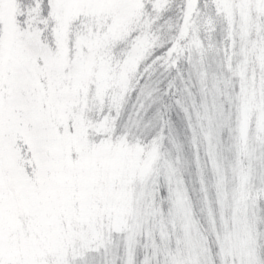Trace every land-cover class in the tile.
<instances>
[{"label": "snow or ice", "instance_id": "obj_1", "mask_svg": "<svg viewBox=\"0 0 264 264\" xmlns=\"http://www.w3.org/2000/svg\"><path fill=\"white\" fill-rule=\"evenodd\" d=\"M169 3L0 0V264H91L93 253L115 264L114 236L124 238V264H135L141 236L152 249L142 264H264L256 214L264 200V0H213L239 89L230 169L217 160L204 114L216 177L215 207L202 189L211 236L168 162L171 208L163 209L161 138H134L119 123L154 67L173 68L193 50L204 55L199 25L211 31L213 20H201L200 0H186L176 34L161 44L156 25Z\"/></svg>", "mask_w": 264, "mask_h": 264}, {"label": "rangeland", "instance_id": "obj_2", "mask_svg": "<svg viewBox=\"0 0 264 264\" xmlns=\"http://www.w3.org/2000/svg\"><path fill=\"white\" fill-rule=\"evenodd\" d=\"M185 3L186 0H170L169 7L161 14L156 27L161 35L162 45L166 46L176 34ZM200 9L201 20L209 17L213 20L211 31L202 23L199 25V36L205 44L204 55L201 56L193 50L189 55L182 56L173 68L169 69L163 65L154 67L141 81V87L134 88L128 95L120 112L119 123L124 127L132 126L134 138L151 140L154 139L150 138L152 134L161 138L162 162L157 179L161 195L165 197L163 209L167 212L171 208L167 199L168 184L164 173V162H168L176 167L177 178L184 181L194 215L202 231L211 236L202 189L207 188L208 199L215 207L216 177L210 165L208 142L204 138V131L209 127V121L204 118V114L207 110L208 115L212 117L213 145L217 160L222 168L230 169L235 162L237 151L234 128L235 97L239 81L227 69L224 55V49L228 45L225 19L216 15L213 0H200ZM119 47L123 49V45ZM239 51L242 52L243 49ZM238 59L239 56L232 57L233 65ZM170 76L174 84L169 83ZM154 77L155 80H160L158 83H168L164 86L163 97L170 100L171 104L166 106L165 110L163 105L161 106L164 113L160 112L159 106L162 96L158 91H154L155 85L151 81ZM144 86L152 91L151 98L146 99L141 94ZM177 88L178 92L175 94ZM177 95L179 99L176 98ZM141 103L144 104L143 109L139 108ZM163 119L166 122H163ZM260 175L258 169L257 184ZM201 180L204 181L203 185ZM256 214L258 229L264 233V200L259 201ZM113 239L110 257L115 259V264H124V238L114 236ZM147 243L146 237L139 238L135 248V264H142L144 257L151 255V247H145ZM212 251H216L214 240ZM260 256L264 259V240L261 241ZM107 258L109 257L103 253H93L91 264H105Z\"/></svg>", "mask_w": 264, "mask_h": 264}, {"label": "trees", "instance_id": "obj_3", "mask_svg": "<svg viewBox=\"0 0 264 264\" xmlns=\"http://www.w3.org/2000/svg\"><path fill=\"white\" fill-rule=\"evenodd\" d=\"M179 1V0H178ZM160 53H162L163 52V50L162 49H159L158 50ZM154 74V73H153ZM155 75H156V71H155ZM156 79V77H154V79H152L151 78V81H153V85H155V90L154 91H158V93L160 94V96H162V101H161V103H160V112L162 111V113H164V111H163V109L162 108H164V110H165V108H166V106L168 107V105L169 104H171V101L170 100H168V99H166V98H164L163 97V91H164V86H165V84H166V82L164 81L163 83H158V82H160V80H155ZM169 80V83H173L174 84V82H173V79H171V76H170V79H168ZM168 84V83H167ZM166 84V85H167ZM177 92H178V88H177V91H175V94H177ZM174 96V95H173ZM172 96V97H173ZM176 98L177 99H179V97H178V95L176 96ZM175 98V99H176ZM163 105V107L161 108V106ZM164 115V114H163ZM167 117V116H166ZM172 120H174L173 118H172ZM163 122H166L165 121V119H163ZM164 128V127H163ZM158 129V128H157ZM157 129L155 130V131H157ZM150 138H156V136H154L153 134H152V136L150 135Z\"/></svg>", "mask_w": 264, "mask_h": 264}]
</instances>
